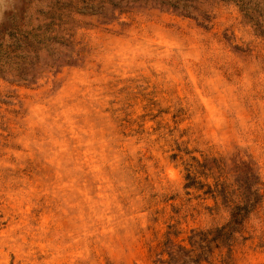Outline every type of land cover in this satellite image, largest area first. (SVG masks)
I'll list each match as a JSON object with an SVG mask.
<instances>
[{"label": "rangeland", "instance_id": "rangeland-1", "mask_svg": "<svg viewBox=\"0 0 264 264\" xmlns=\"http://www.w3.org/2000/svg\"><path fill=\"white\" fill-rule=\"evenodd\" d=\"M181 1L0 0V264H264V0Z\"/></svg>", "mask_w": 264, "mask_h": 264}, {"label": "trees", "instance_id": "trees-1", "mask_svg": "<svg viewBox=\"0 0 264 264\" xmlns=\"http://www.w3.org/2000/svg\"><path fill=\"white\" fill-rule=\"evenodd\" d=\"M150 1H152L155 5L171 8L181 13H185L190 10L189 5L181 0H133V3L131 4L138 3V6H141V4ZM202 14V18L205 19L207 15L204 13ZM15 34L17 33L9 34L11 38H13V40L9 43L0 41V57L2 58V60H0V73H4L5 70H9L8 68H13L15 72L14 75L18 78H21L24 81L32 80L34 79L32 74L34 69L33 67L38 63V59L35 57V51L31 50V41L33 39L32 37L29 38L28 35H23V33H19L18 36ZM33 36H35V34ZM65 58L66 55L57 56L56 58L49 56L47 64L49 67H58L61 63L68 64L69 59ZM11 62L15 64L14 67ZM47 64L46 66H48ZM239 217L240 212H238L235 208L232 213V222L235 223Z\"/></svg>", "mask_w": 264, "mask_h": 264}]
</instances>
